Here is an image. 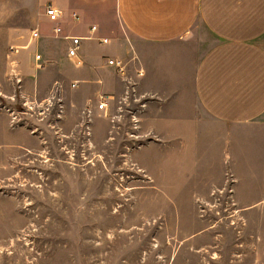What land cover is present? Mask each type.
<instances>
[{"label": "rangeland", "instance_id": "rangeland-1", "mask_svg": "<svg viewBox=\"0 0 264 264\" xmlns=\"http://www.w3.org/2000/svg\"><path fill=\"white\" fill-rule=\"evenodd\" d=\"M46 1L0 4V264H264V123H217L189 89L123 94L113 70L72 88ZM201 48L195 29L166 47Z\"/></svg>", "mask_w": 264, "mask_h": 264}, {"label": "crops", "instance_id": "crops-1", "mask_svg": "<svg viewBox=\"0 0 264 264\" xmlns=\"http://www.w3.org/2000/svg\"><path fill=\"white\" fill-rule=\"evenodd\" d=\"M49 2L64 14L59 24L65 35L87 38L91 26H97L93 38L82 41L80 65L78 59L69 58L81 70L77 78L73 77L75 87V81H80L86 90L97 86L105 89L109 71L116 72L107 60L124 58L133 86L128 89L116 73L123 94L136 97L141 84L144 92L158 99L189 89L190 101L217 123H264V0L46 1ZM1 3L16 5L15 0ZM104 11L110 12V18L104 16ZM72 14L78 20H73ZM48 23L53 35L55 24ZM194 29L202 46L201 55L199 49L194 58H190L189 50H180L181 54L168 52L167 44L186 41ZM123 37L143 46L141 59L135 51L132 55L128 47L114 45L116 41L123 42ZM102 39H108V43L101 44ZM62 41L67 57L68 42ZM138 69L143 71L141 77H137ZM96 110L103 112L97 106Z\"/></svg>", "mask_w": 264, "mask_h": 264}, {"label": "built area", "instance_id": "built-area-1", "mask_svg": "<svg viewBox=\"0 0 264 264\" xmlns=\"http://www.w3.org/2000/svg\"><path fill=\"white\" fill-rule=\"evenodd\" d=\"M43 14L48 22L55 24V27L53 28V35L55 38H60L68 42V49H67V57L75 60L79 57V52L81 49V44L83 39H91L93 38L94 34L97 31V26H91L90 28V35L87 38L82 37H76V36H68L65 35L63 32L62 27L60 26V20L63 17V12L61 10H58L55 8L50 2L46 3L43 7ZM73 20H78V16L76 14H72ZM38 30H33L31 34L32 39L38 38ZM101 44H107L108 39H102L100 41ZM11 51L13 52V48H11ZM17 52V51H15ZM41 56L35 55V63L37 64L38 61H40ZM77 64L80 65V60H77ZM107 65L109 67H112L115 69L116 73L123 78V80L127 84V88H131L133 86V79L128 76V63L124 61L121 58H115V59H108ZM143 75V71L141 69H138L137 71V77H141ZM131 86V87H130ZM72 87H75V84H72ZM128 93V92H127ZM107 99L106 96H101L99 99V102L97 103V108L100 111H105L107 109ZM90 114V111L88 112Z\"/></svg>", "mask_w": 264, "mask_h": 264}]
</instances>
